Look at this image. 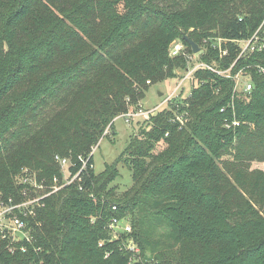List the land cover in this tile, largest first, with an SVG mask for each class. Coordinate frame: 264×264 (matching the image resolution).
<instances>
[{"label": "trees", "instance_id": "16d2710c", "mask_svg": "<svg viewBox=\"0 0 264 264\" xmlns=\"http://www.w3.org/2000/svg\"><path fill=\"white\" fill-rule=\"evenodd\" d=\"M263 22L264 0H0V194L17 202L34 183L49 192L63 177L57 156L72 175L88 161L81 180L35 209L26 253L0 235V264H264V170L251 169L264 162V74L253 67L264 56L238 59L233 43ZM210 37L229 40V54L221 59ZM176 39L217 69L236 62L251 92L198 70L202 83L145 120L96 174L91 153L107 129L116 134L115 119L188 68L169 56ZM233 97L242 124L227 129ZM123 162L133 185L119 194L110 185ZM112 218H129L132 231L115 235Z\"/></svg>", "mask_w": 264, "mask_h": 264}, {"label": "built area", "instance_id": "2783aa9c", "mask_svg": "<svg viewBox=\"0 0 264 264\" xmlns=\"http://www.w3.org/2000/svg\"><path fill=\"white\" fill-rule=\"evenodd\" d=\"M211 43V48L214 50H218L220 58H224L229 54V49L226 46L229 40L221 38V37H210L206 40H204L205 44ZM233 43L237 44L240 48V53L238 56V59L241 57H250L255 54H262L264 56V22L259 27V29L249 38L246 40H236L233 41ZM206 50L203 51L205 53ZM202 51L200 49L199 54H201ZM196 54H190L188 52L187 46L179 40L176 39L171 43L169 46V56L171 58H178V57H184L188 62V68L186 70H177L176 74L177 77L175 79L178 80L179 84L173 91L171 95L166 97L162 104L167 105L172 102L174 99H178L181 96V93L184 91L182 89V86L186 82L194 81L196 83H202L199 80L196 79L195 74L200 69H208L216 73L217 75L223 77V78H230L235 81V87L233 93H243V94H249L252 90V83L249 80H244L241 73H237L235 75L232 74V68L235 65L236 62H234L229 68L225 69H217L211 65H208L202 61L199 60V57H195ZM260 74H264V65H261L260 63H256L253 66ZM230 108L233 112V118L226 119L225 120V128L227 129H235L241 126V121L236 118L235 115V102L234 97L232 98L231 102L227 106ZM227 108H223L221 111L224 112ZM161 109H158V107L152 109V110H142L141 108L138 111H132L128 112L124 115V118L126 122H130L131 120H136L139 118H143L145 120H149L153 116H156ZM184 116H176L175 119H173V122H179L181 126L185 125L186 119L183 118ZM110 132L107 129L105 132V136L108 135ZM166 137H168V134H166ZM96 149V148H95ZM91 153V156H93V152ZM56 161L60 164V167L63 172L62 179L65 180L64 183L59 181L57 178L54 179V184L51 187V190L49 192H45L42 196H36V195H30L26 192H23V195L25 196L22 200L14 202L12 199H9L6 201L2 195L0 194V235L2 236V239H9L11 244L9 245V249L13 252L14 249L21 251L23 253H26L28 250V245H32L34 242V228L30 225V219L35 218L36 211L35 209L41 206V201L45 197L50 196L51 194L59 191L65 186H68L72 183H74L76 180H81L80 175L82 171L86 169L87 166V160L80 159L82 162L81 169L76 174H71L69 172L68 167L70 166V161L66 158L56 157ZM25 184H27L30 180L26 179L24 180ZM58 183H60V186H58ZM31 186H37L36 183L31 184ZM41 188H44V186L40 185ZM80 191H82V188H80ZM92 196V195H91ZM113 210H116V207L113 208ZM110 229H118L114 234L117 233H130L132 231L131 224H122L121 220L117 218H112L109 224ZM113 232V231H112ZM15 244H20L19 247L15 246ZM100 246H102V243H100ZM128 248L132 251L137 253V249L134 246L133 242H130L128 245ZM109 254H107L106 257H108Z\"/></svg>", "mask_w": 264, "mask_h": 264}, {"label": "rangeland", "instance_id": "374dc122", "mask_svg": "<svg viewBox=\"0 0 264 264\" xmlns=\"http://www.w3.org/2000/svg\"><path fill=\"white\" fill-rule=\"evenodd\" d=\"M199 52L196 53L195 57H199ZM244 80H246L243 77ZM179 82L177 79H169L164 82H160L154 85H151L149 89L145 92V96L142 100H140L141 109L143 110H152L156 107L158 109H165L166 104H162L164 99L171 95L175 88L178 86ZM191 82H186L183 84L182 89L184 96H189L191 91ZM159 93L163 94L162 96L159 95ZM132 112V111H130ZM145 124V119L139 118L134 119L130 123L126 122L125 118L119 117L116 118L114 121V126L116 130V134L114 136L110 134L107 135V137H104L100 140L99 144L97 145L96 149L93 152L94 157V170L96 174H101L107 164H112L116 161V159L119 157V155L124 151V149L127 146V142L130 139V137L138 132V129ZM125 157H128L125 155ZM227 160H230V157L226 158ZM251 169H262L264 170V162H252L251 163ZM17 182H20L22 179L17 177ZM25 182V181H23ZM62 183L65 182V180L62 179ZM54 184V183H53ZM37 186H34V194L36 196H42L46 192V187L41 188L40 185L36 184ZM133 185V179H132V172L130 169L129 162H123L119 165V175L116 177V179L111 183L110 187L116 188L117 193L123 194V192H126L131 189ZM58 186H60V183H58ZM33 190H31L33 192ZM122 224H131L129 218H123L121 220ZM110 224V223H109ZM114 232H116L118 229L114 228L111 229Z\"/></svg>", "mask_w": 264, "mask_h": 264}, {"label": "water", "instance_id": "95a60500", "mask_svg": "<svg viewBox=\"0 0 264 264\" xmlns=\"http://www.w3.org/2000/svg\"><path fill=\"white\" fill-rule=\"evenodd\" d=\"M187 42L189 43V45L192 47V51L194 54L200 52V47L193 41L187 39ZM160 96H162L163 94L159 93Z\"/></svg>", "mask_w": 264, "mask_h": 264}]
</instances>
